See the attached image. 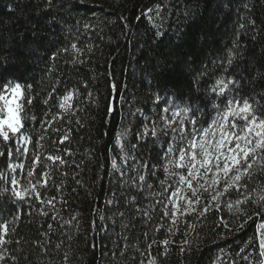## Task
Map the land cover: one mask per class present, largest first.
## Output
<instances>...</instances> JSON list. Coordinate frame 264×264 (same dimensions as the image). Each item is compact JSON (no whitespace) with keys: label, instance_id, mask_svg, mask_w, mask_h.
Segmentation results:
<instances>
[{"label":"trees","instance_id":"trees-1","mask_svg":"<svg viewBox=\"0 0 264 264\" xmlns=\"http://www.w3.org/2000/svg\"><path fill=\"white\" fill-rule=\"evenodd\" d=\"M157 4L160 16L150 14L152 21L141 17ZM72 44L81 51L72 50ZM230 50L236 59L224 72L220 60ZM0 76L31 85L25 96L33 98L31 105L25 101L23 114L32 138L29 155L22 161L0 157V176L7 177L11 162H23L26 175L38 150L37 178L43 171L51 174L38 191L44 199L56 197L53 208L34 195L24 200L0 195V222L9 228L4 237L9 243L0 252L7 249V264H147L148 252L157 264H213L219 257L230 263L254 236L255 219L239 228L244 217L223 206L205 216H185L187 235H169L163 206L151 207L165 197L148 195L163 191L162 171L157 167L152 175L142 170L153 188L139 191L129 180L135 172L121 162L115 139L128 132L122 143L136 157L129 164L158 165L160 143L138 141L135 135L143 119L150 120L163 106H157V94L165 99L182 96L193 108L206 105L212 115L213 102L219 100L210 86L222 76L237 81L241 95L264 96V0H51L50 5L48 0H0ZM67 90L78 92L73 109L64 112L58 97ZM31 115L35 121L27 118ZM65 135L67 140L59 143ZM41 136L43 147L37 149ZM47 155H59L65 163L47 161ZM113 158L124 175L112 169ZM15 175L27 185L18 171ZM254 181L250 188L258 187L264 176ZM8 186L0 179V191ZM236 198L233 193L231 199ZM137 207L148 209L151 218ZM245 208L249 215L255 211ZM160 223L164 228L155 231ZM164 239L171 241L166 255L159 244ZM153 240L157 244L148 249Z\"/></svg>","mask_w":264,"mask_h":264},{"label":"snow or ice","instance_id":"snow-or-ice-1","mask_svg":"<svg viewBox=\"0 0 264 264\" xmlns=\"http://www.w3.org/2000/svg\"><path fill=\"white\" fill-rule=\"evenodd\" d=\"M48 3L50 5L51 0H48ZM161 12L162 7L157 4L143 11L141 17L152 21L153 17L150 14L155 13L156 16H160ZM251 23L255 26V21H251ZM162 34L159 31L156 33L158 36ZM71 48L77 53L81 51L76 44H72ZM64 51L67 52L68 49H64ZM235 59L236 54L230 50L220 60L224 72L228 71ZM236 85L237 81L231 77L222 76L210 86L211 93L219 100V103L213 102L214 115L204 110L206 105L193 108L192 104L185 102L182 96L169 95L168 99L159 94L155 96L157 106L163 105L160 107L158 120L152 119L142 123L135 135L138 141L152 139L160 143L158 165L150 164L148 161H140L138 167L135 164H129L130 160L136 161V157L127 152L122 143V139L127 137L128 132L118 133L115 143L122 153L120 160L123 165L135 172V175L129 177V180L139 191L153 188V185L147 183L142 170L147 169L152 175H156V169L159 167L163 172L165 178L159 182L163 191H150L148 195L165 197L163 200L156 199L151 207L155 210L156 205L163 206V218L170 221L167 228L169 235L174 234L173 228L180 217L193 214L205 216L210 210L220 211L221 206L229 211L234 209L235 213L244 217L238 225L239 228H243L248 221L253 219L256 220V223L254 236L239 248L230 264H240L241 261L244 264H264V181L258 182V187H249V182L256 183L254 177L264 176V104L261 103L264 96L258 100L255 97L241 95ZM111 87L116 88L115 84ZM29 89H31V85H22L18 79L8 80L6 77L0 76V157H5L8 160L15 157L22 161L29 155L32 138L25 131V116L23 115L25 101L27 105H31L33 101L31 96H25V92ZM77 92L78 90H67L64 95L58 97L59 109L64 112L72 110ZM90 95L91 93H89ZM51 98L50 93L44 103L47 104ZM112 110L109 108V111ZM197 113L200 115L198 116ZM27 118L31 121L36 120L35 115ZM54 119H56L55 116ZM48 123L50 126L51 121ZM67 138L65 135L59 143H63ZM43 139L44 137L41 136L36 141L37 149L43 147L40 144V140ZM131 147L135 149L136 145ZM31 159L32 166L28 168L26 175H24L25 165L23 162L7 164L8 168H11L13 172L18 171L20 177L27 180V185H22L21 179L17 175H12L9 178L0 176V179H5L9 185L0 191V195L10 193L17 200H24L27 196L34 195L41 204H48L54 208L56 197L44 199L38 191V187L47 186L51 174L43 171L37 178L36 166L41 164V153L34 150ZM46 160L52 163H65L59 155H47ZM111 167L124 175V169L117 163L116 158L111 160ZM33 178H36L35 183H33ZM173 178L176 179L169 184L168 181ZM233 193L237 194L235 200L231 199ZM202 200L204 201L203 207H198ZM132 201H135V197L132 198ZM112 202L108 201V203ZM245 206H252L255 211L249 215ZM136 210L142 212L144 217L151 218L148 209L137 207ZM40 211L42 215H48L43 209ZM120 215L122 216L123 213ZM18 218L19 216H16L14 219ZM237 218L239 219V216ZM52 219H56V216H53ZM189 227L194 230L193 225H189ZM224 227L229 228L227 222H224ZM161 228H164L163 223L158 224L155 231H159ZM8 230V224L0 222V246L9 243L4 238ZM144 235L147 237L148 234ZM170 243L169 239L159 241V244L164 247L163 255L167 254ZM188 243L187 239L183 241L184 245ZM153 244H157V241L153 240L147 245V248L151 249ZM181 251H184L183 246ZM6 254L7 249L0 252V261H5V264H7ZM141 255L143 256L145 253L142 252ZM147 257V264H157L156 258L152 257L150 252L147 253ZM64 258L68 259L67 254ZM12 260L15 261L16 257L13 256ZM140 264H145V260H141Z\"/></svg>","mask_w":264,"mask_h":264},{"label":"rangeland","instance_id":"rangeland-1","mask_svg":"<svg viewBox=\"0 0 264 264\" xmlns=\"http://www.w3.org/2000/svg\"><path fill=\"white\" fill-rule=\"evenodd\" d=\"M159 112H160V110L158 112H155L150 120H152V119H157L158 120V114H159ZM150 120H146L144 118L143 119V123L144 122H148ZM11 163L12 164H18V162H11ZM15 174H16V172H13V170L11 168H9L8 169V172H7V177L6 178H9V176L11 177L12 175H15ZM175 179L176 178H173L172 180H169L170 184L173 183ZM202 203H204L203 200L201 201V204ZM169 207H170V205H169ZM185 218H186L185 216L179 218L178 223L173 228V233L174 234H172L171 236H174L175 234H178V233H180L182 236L185 235L186 230H187L186 225H185L186 224ZM169 225H170V221L167 219L166 227L168 228ZM213 264H230V263L226 262L225 260H223L222 258L219 257V259H217Z\"/></svg>","mask_w":264,"mask_h":264}]
</instances>
